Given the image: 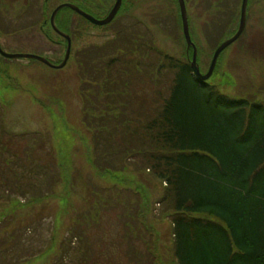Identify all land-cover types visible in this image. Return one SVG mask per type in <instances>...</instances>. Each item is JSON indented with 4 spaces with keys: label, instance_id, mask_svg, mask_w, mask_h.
Here are the masks:
<instances>
[{
    "label": "rangeland",
    "instance_id": "1",
    "mask_svg": "<svg viewBox=\"0 0 264 264\" xmlns=\"http://www.w3.org/2000/svg\"><path fill=\"white\" fill-rule=\"evenodd\" d=\"M114 2L0 0V47L59 64L65 45L49 26L53 10L72 3L103 19ZM185 9L196 63L206 74L217 46L238 28L241 0H185ZM55 20L72 38L63 68L0 55V118L9 137L0 136L2 148L20 158L30 156L40 169L51 166L49 176L58 172L52 181H40L42 188L52 186L50 195L29 202L0 198V235L16 229L21 236L24 220H34L24 226L23 239L32 236L33 244L44 248L20 264H177L170 215L160 204L164 184L131 161L121 171L96 168L91 142L95 127L106 122L102 113L107 107L105 93L93 80L111 74L115 84L105 89L111 90L121 117L134 119L137 110H150L158 89L165 94L169 87L172 72L165 67L158 72L160 84L150 81L159 66L157 53L191 62L193 50L183 35L178 1L122 0L105 26H95L69 8H62ZM118 56L120 61L108 67ZM208 82L230 97L251 94L264 101V0H247L244 29L220 52Z\"/></svg>",
    "mask_w": 264,
    "mask_h": 264
},
{
    "label": "trees",
    "instance_id": "2",
    "mask_svg": "<svg viewBox=\"0 0 264 264\" xmlns=\"http://www.w3.org/2000/svg\"><path fill=\"white\" fill-rule=\"evenodd\" d=\"M157 54L159 66L150 81L160 84L158 72L165 67L172 72L169 87L166 95L158 89L150 110H137L134 119L121 117L111 90L105 89L115 84L111 74L93 80L107 105L106 122H98L92 132L94 166L121 171L131 161L164 184L160 204L170 215L177 264H264V101L251 94L230 97L197 79L189 63ZM120 59L111 58L107 66ZM2 120L0 136L9 139ZM2 143L0 198L29 202L52 194V186L42 188L40 181H52L58 172L49 176L51 166L40 169L30 156L3 150ZM32 221L24 220L23 235ZM15 231L0 235V264H20L42 254L44 247H36L32 236L23 239Z\"/></svg>",
    "mask_w": 264,
    "mask_h": 264
},
{
    "label": "water",
    "instance_id": "3",
    "mask_svg": "<svg viewBox=\"0 0 264 264\" xmlns=\"http://www.w3.org/2000/svg\"><path fill=\"white\" fill-rule=\"evenodd\" d=\"M122 0H115L113 7L111 8V10L109 11V13L107 14V16L103 19H97L95 17H93L92 15L84 12L83 10H81L78 6L71 4V3H64V4H60L59 6H57L51 16H50V23L52 25L53 28L56 29L55 24H54V18L56 13L62 9V8H69L71 10H73L74 12L78 13L80 16H82L83 18H85L86 20H88L89 22H91L94 25H106L108 24L116 15V13L118 12L120 6H121ZM178 4H179V8H180V14H181V20H182V27H183V34H184V38L187 44V48L192 47L193 49V56H192V60L190 62V67L193 71V74L200 80H207L212 72L213 69L215 67L217 58L220 54V52L228 47V45L232 44L242 33L244 26H245V21H246V5H247V0H242L241 1V10H240V21H239V25L238 28L235 32V34L223 41L219 46H217V48L215 49L214 53H213V57L208 69V72L206 74H202L199 71L198 65L196 63V47L194 46V44L192 43L191 39H190V35H189V31H188V23H187V17H186V9H185V4H184V0H178ZM66 40H67V47H66V51H65V55L63 60L61 61L60 64L55 65L52 64L51 62H49L47 59H45L44 57L38 56V55H34V54H28V53H7L5 51H3L0 48V54L6 58H28V59H36L39 60L41 62H43L44 64L53 67V68H62L65 64L66 61L69 57V53H70V37L68 35H64Z\"/></svg>",
    "mask_w": 264,
    "mask_h": 264
},
{
    "label": "flooded vegetation",
    "instance_id": "4",
    "mask_svg": "<svg viewBox=\"0 0 264 264\" xmlns=\"http://www.w3.org/2000/svg\"><path fill=\"white\" fill-rule=\"evenodd\" d=\"M46 20L44 21V24H46ZM49 22V21H48ZM49 26H50V28H51V30L55 33V34H57L58 36H60V38L62 39V41L60 42L61 44H64L65 45V48H66V38H65V36L64 35H70L68 32V30H62L61 28H59L58 27V25L56 26L57 28H58V30H59V32L55 29V28H53L51 25H50V23H49ZM41 28V27H40ZM45 37L50 41V42H54V43H57V41L55 40V39H53V38H51V37H49L48 35H45Z\"/></svg>",
    "mask_w": 264,
    "mask_h": 264
}]
</instances>
